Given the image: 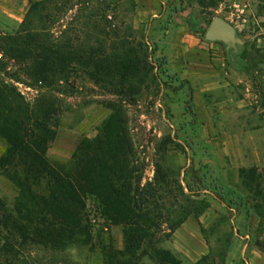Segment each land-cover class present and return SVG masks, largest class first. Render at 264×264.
<instances>
[{"label":"rangeland","instance_id":"1","mask_svg":"<svg viewBox=\"0 0 264 264\" xmlns=\"http://www.w3.org/2000/svg\"><path fill=\"white\" fill-rule=\"evenodd\" d=\"M29 1L42 0H28L26 12ZM67 1L51 23L31 21L32 31L42 30L51 42L81 38L69 66L62 62L65 70L47 82L30 81L32 61L6 55L0 44V80L48 115L54 134L48 161L66 164L122 109L141 185L161 167L184 188L200 187L197 199L208 208L172 232L174 219L163 213L159 229L147 233L134 255H125L122 227L104 219L88 197V237L57 250L16 237L6 216L15 214L17 192L0 177V247L12 245L0 264H264V0ZM26 12L20 9L16 23L0 9V43L14 35ZM214 18L235 29L236 51L205 41ZM100 33L109 37L101 40ZM90 50L108 58L76 59ZM133 63L139 64L135 70ZM5 147L0 139V154Z\"/></svg>","mask_w":264,"mask_h":264},{"label":"trees","instance_id":"2","mask_svg":"<svg viewBox=\"0 0 264 264\" xmlns=\"http://www.w3.org/2000/svg\"><path fill=\"white\" fill-rule=\"evenodd\" d=\"M29 2L18 30L0 44L6 55L18 61L30 59L32 65L25 68L26 75L33 83L43 84L49 80L47 76L65 70L62 62H68L65 68L69 66L74 56L71 50L81 38L62 36L51 42L40 33L42 30L40 35L33 32L31 21L36 25L51 23L53 15H62L70 1ZM97 37L105 40L109 36L100 33ZM75 57L88 64L93 58L94 62L108 58L97 55L95 50L83 51ZM131 66L135 70L139 64ZM50 125L41 106H29L12 85L0 80V139L6 145L0 154V177L17 192L15 214H8L6 219L16 237L23 241L33 237L43 247L61 250L76 244L78 238L88 237L84 209L85 199L91 197L104 219L122 227L123 254L134 255L147 233L159 229V220L166 218L163 213L174 219L168 227L172 232L190 217L197 220L208 208L197 199V194L203 191L200 187L186 184L184 188L178 178L161 167L155 168L151 182L141 185L142 179L135 178L136 160L122 109L108 117L96 138L83 140L66 164H52L47 159L54 135ZM10 251L12 245L6 241L0 247V257ZM103 257L106 263L111 262L105 253ZM158 262H166V258L160 257Z\"/></svg>","mask_w":264,"mask_h":264},{"label":"water","instance_id":"3","mask_svg":"<svg viewBox=\"0 0 264 264\" xmlns=\"http://www.w3.org/2000/svg\"><path fill=\"white\" fill-rule=\"evenodd\" d=\"M204 39L211 43H221L225 46L226 50L232 49L236 51L240 41L235 36V29L225 20L214 18L210 21Z\"/></svg>","mask_w":264,"mask_h":264},{"label":"crops","instance_id":"4","mask_svg":"<svg viewBox=\"0 0 264 264\" xmlns=\"http://www.w3.org/2000/svg\"><path fill=\"white\" fill-rule=\"evenodd\" d=\"M3 0H0V9H2V12H6L7 16L9 18H13L14 22H19V18L18 17V13L20 11V9L22 8V15L26 12L27 9V5H28V0H12V4L11 7H8L4 4H2ZM145 0H140V3L143 2ZM23 6H24V10H23Z\"/></svg>","mask_w":264,"mask_h":264}]
</instances>
